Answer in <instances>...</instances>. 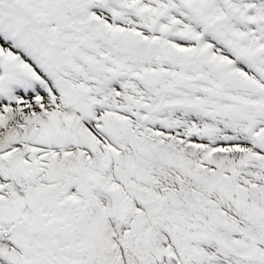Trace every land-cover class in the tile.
I'll list each match as a JSON object with an SVG mask.
<instances>
[{
	"label": "snow or ice",
	"instance_id": "1",
	"mask_svg": "<svg viewBox=\"0 0 264 264\" xmlns=\"http://www.w3.org/2000/svg\"><path fill=\"white\" fill-rule=\"evenodd\" d=\"M0 264H264V0H0Z\"/></svg>",
	"mask_w": 264,
	"mask_h": 264
}]
</instances>
